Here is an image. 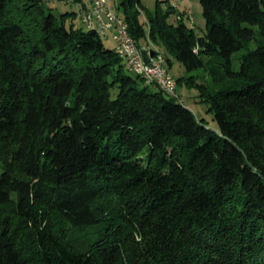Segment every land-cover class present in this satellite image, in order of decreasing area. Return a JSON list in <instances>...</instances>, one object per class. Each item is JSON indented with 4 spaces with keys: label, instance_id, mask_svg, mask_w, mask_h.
<instances>
[{
    "label": "trees",
    "instance_id": "1",
    "mask_svg": "<svg viewBox=\"0 0 264 264\" xmlns=\"http://www.w3.org/2000/svg\"><path fill=\"white\" fill-rule=\"evenodd\" d=\"M164 1L147 28L140 0L116 5L138 44L187 72L212 63L216 88L173 78L217 130L76 10L0 0V264H264V0H199L202 35Z\"/></svg>",
    "mask_w": 264,
    "mask_h": 264
},
{
    "label": "rangeland",
    "instance_id": "2",
    "mask_svg": "<svg viewBox=\"0 0 264 264\" xmlns=\"http://www.w3.org/2000/svg\"><path fill=\"white\" fill-rule=\"evenodd\" d=\"M44 4L46 6H49L52 8L53 12L56 14L60 13H65V12H72L76 10V4L71 1V0H43ZM142 7L139 9V20L140 22L144 25L145 28H147L146 24V13H154L156 10L157 6V0H140ZM162 4V3H161ZM161 6V5H160ZM110 7L118 14L122 13V9L118 8L116 5V0H111L110 1ZM180 10L183 8H189L192 13L193 17V24L189 23L187 19H185V23L189 27H193L194 31L198 35H202L205 32V19L202 14V6L199 2V0H184L183 5H179ZM175 16L170 15L168 18L169 22H174ZM68 20L66 23L68 24ZM73 22L78 25H82V21L80 20L79 16L75 17L73 19ZM82 22V23H81ZM86 25V24H85ZM83 26V25H82ZM87 26V25H86ZM88 27V26H87ZM253 29L255 31L258 30V27L256 25L253 26ZM110 33L106 35H102V40L104 44L111 49H114V41L110 37ZM255 36H257V33H255ZM255 41L252 40L248 43V47L252 48L255 46ZM139 45L143 47L144 55L146 56L148 53V50L150 51V56H151V51H154V54L156 55H162L163 58L166 61V57H168L171 60V66L168 68V72L172 77L175 79H179L181 76H188L189 74H196V80L197 82L204 84V86L207 87V89L211 88H216L218 86V83L215 79L216 75L213 76V74L210 72L209 66L212 64L211 62H208L206 66L202 68H197L193 69L192 71L187 72L185 68L181 65L179 61H177L165 48V46L162 43L155 44L150 42L148 38H141ZM142 50V49H141ZM245 47H242L238 51L233 53V58H232V68L233 70H236L238 68V55L244 52ZM153 54V55H154ZM167 63V61H166ZM131 75H135L136 73L133 71H128L126 70ZM176 89L175 92L176 94L181 97L183 103L193 112L195 117L198 119H203L206 122V125L212 129L217 130V125L216 121L213 116V112L209 110V104L203 100V98L199 95V89L194 86L187 84L183 78L178 80L176 82ZM149 88H152L149 86ZM167 98L173 99L175 101H178V98L173 97L170 93L165 94Z\"/></svg>",
    "mask_w": 264,
    "mask_h": 264
},
{
    "label": "built area",
    "instance_id": "3",
    "mask_svg": "<svg viewBox=\"0 0 264 264\" xmlns=\"http://www.w3.org/2000/svg\"><path fill=\"white\" fill-rule=\"evenodd\" d=\"M111 0H100L98 6L97 23L109 29H115L116 41L122 44L124 49L128 52V59L134 65L135 69H138L139 73L147 75L149 80L155 81L165 93H171L175 95L176 83H170V76L168 70H161L156 53L150 56L148 50L147 55L144 54V49L137 41L130 35L128 26L124 18L116 13L110 7ZM183 0H165L162 3V7L165 8L170 4L176 11L177 15L181 18L187 19L189 23H193V17L189 8L179 9V5ZM82 20L85 17L84 12L81 14ZM135 49H142V56H135Z\"/></svg>",
    "mask_w": 264,
    "mask_h": 264
},
{
    "label": "bare ground",
    "instance_id": "4",
    "mask_svg": "<svg viewBox=\"0 0 264 264\" xmlns=\"http://www.w3.org/2000/svg\"><path fill=\"white\" fill-rule=\"evenodd\" d=\"M85 3V2H84ZM83 3V4H84ZM78 4V3H77ZM100 5V0H88L84 5L78 4L76 6L77 16H79L80 20L86 24L90 28H94L101 36L108 34V32L111 34L110 37L114 41V49L117 52V54L123 59V62L125 66L140 75H142L149 83L155 84L158 86V83H155V81L149 80L147 78V75H143L142 73H139L138 69L134 68V65L132 62L128 59V52L122 44H119V42L116 41V32L115 29H109V27H104L101 24L97 23V14H98V6ZM82 12H84L85 17H81ZM135 56H142L139 49H135ZM158 63L161 70H168L166 67L165 59L162 55H157ZM170 83H175V79L170 75ZM171 94V93H170Z\"/></svg>",
    "mask_w": 264,
    "mask_h": 264
},
{
    "label": "crops",
    "instance_id": "5",
    "mask_svg": "<svg viewBox=\"0 0 264 264\" xmlns=\"http://www.w3.org/2000/svg\"><path fill=\"white\" fill-rule=\"evenodd\" d=\"M88 1V0H87ZM184 4V0L180 3V6ZM180 9V8H179ZM184 9V8H183Z\"/></svg>",
    "mask_w": 264,
    "mask_h": 264
},
{
    "label": "water",
    "instance_id": "6",
    "mask_svg": "<svg viewBox=\"0 0 264 264\" xmlns=\"http://www.w3.org/2000/svg\"><path fill=\"white\" fill-rule=\"evenodd\" d=\"M153 54H154V51L152 50V51H151V56H153Z\"/></svg>",
    "mask_w": 264,
    "mask_h": 264
}]
</instances>
